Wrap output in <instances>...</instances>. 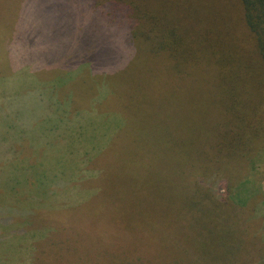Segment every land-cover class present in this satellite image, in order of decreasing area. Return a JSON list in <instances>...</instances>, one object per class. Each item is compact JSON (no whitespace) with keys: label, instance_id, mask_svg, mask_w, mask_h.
I'll return each mask as SVG.
<instances>
[{"label":"rangeland","instance_id":"374dc122","mask_svg":"<svg viewBox=\"0 0 264 264\" xmlns=\"http://www.w3.org/2000/svg\"><path fill=\"white\" fill-rule=\"evenodd\" d=\"M73 1L0 0V264H264V91L225 123L213 67ZM91 56L96 99L56 70Z\"/></svg>","mask_w":264,"mask_h":264},{"label":"trees","instance_id":"16d2710c","mask_svg":"<svg viewBox=\"0 0 264 264\" xmlns=\"http://www.w3.org/2000/svg\"><path fill=\"white\" fill-rule=\"evenodd\" d=\"M74 1L79 7V4L85 3L86 0ZM88 1L95 9H102L98 12L102 18V21H99L101 29L106 28V31L113 32L111 27L120 28L123 24L122 18L125 17V23L129 27L125 37L130 43L136 44L140 37V42L146 43L152 52L163 50L167 56L174 55L177 58L184 56L190 60L187 64L189 69L210 71L207 68L213 67L216 77L223 84L224 91L233 95L229 107L232 110L225 123H232V119L237 117L244 119L252 112L245 102L247 96H250L252 89L257 92L264 91V79L261 78L264 74L258 76L257 73H253L254 70L264 73V0ZM83 13L84 11L78 13L79 19ZM99 17L94 20H99ZM76 20L74 27L77 26ZM118 31L119 29L114 30L115 37L121 35ZM76 51L77 46L74 53ZM201 62L203 63L200 64ZM57 65L59 66L56 70H61L62 73L73 68L78 82L86 75V80H81L96 93L90 97L95 99L99 97L102 91L101 81L108 74L106 66L97 63L92 56L85 61L84 66L71 65L68 60ZM251 72L254 76L251 74L252 77H249L248 73ZM79 90L80 87L75 88L77 95ZM88 94L87 92V96ZM62 106L60 105L61 109ZM58 111L54 109L58 119L66 117L63 110ZM226 135L227 137L219 143L221 147L226 146L231 139L228 133Z\"/></svg>","mask_w":264,"mask_h":264}]
</instances>
